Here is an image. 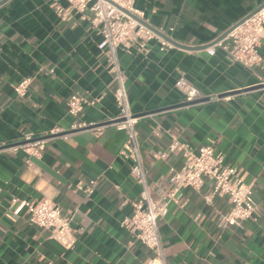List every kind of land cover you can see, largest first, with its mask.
Here are the masks:
<instances>
[{
	"label": "crops",
	"instance_id": "0c3cea01",
	"mask_svg": "<svg viewBox=\"0 0 264 264\" xmlns=\"http://www.w3.org/2000/svg\"><path fill=\"white\" fill-rule=\"evenodd\" d=\"M263 4L135 0L141 19L160 37L147 49L135 45L119 53L149 183L183 165L180 153L162 156L174 140L193 148L212 144L253 184L258 204L252 219L222 228L227 198L208 202L209 181L200 191L184 189L159 222L167 264H264V43L262 63L253 69L232 62L218 46L215 55L207 51ZM90 15L73 10L63 19L54 0L0 5V264H146L151 255L122 226L141 192L131 161L120 154L125 132L110 123L101 134L73 129L118 115L116 85ZM26 77L32 83L21 97L14 86ZM73 94L99 100L75 117L68 111ZM27 134L47 139L39 156L7 149ZM92 179L98 180L92 194L78 188ZM14 198L60 206L72 218L75 245L33 225L29 209L17 210Z\"/></svg>",
	"mask_w": 264,
	"mask_h": 264
},
{
	"label": "built area",
	"instance_id": "2783aa9c",
	"mask_svg": "<svg viewBox=\"0 0 264 264\" xmlns=\"http://www.w3.org/2000/svg\"><path fill=\"white\" fill-rule=\"evenodd\" d=\"M62 5L54 0V7L59 16L68 19L73 10L84 12L89 10L90 22L101 35L98 48L106 58L108 71L116 85L115 101L118 115L103 125L96 123H75L74 130L93 129L97 134L103 132L107 124L124 131L126 140L120 154L131 161V171L141 186V192L134 202L132 214L125 217L122 226L128 229L150 251L151 255L146 264H167L165 249L161 238L159 222L167 216L172 203H180L183 190L191 188L200 191L209 181L212 189L206 196L208 202L214 197H226L231 205L230 210L221 215L218 225L222 228L241 226L255 215L258 204L254 197V186L246 182L237 168L225 163V154L218 152L212 144L193 148L187 143L174 140L162 155L167 158L171 153H180L183 156V165L180 168L170 167L169 172L151 185L141 152L138 122L130 105L129 92L126 86L127 76L120 63L121 51L129 52L133 46L147 49L148 43L158 34L135 18H142V14L135 6V0H65ZM264 43V8L255 12L251 17L235 26L216 46L207 48L210 55H215L217 46L221 48L232 62H237L246 68L253 69L262 63L260 47ZM164 46H168L166 42ZM164 49V47H162ZM32 78H23L14 86L18 96L28 95ZM264 92V88H263ZM190 99H196L193 92H189ZM99 99L88 100L86 97L73 94L68 101V111L78 117L85 109V105H95ZM47 139L35 138L27 134L22 142L10 146L9 150L16 152L23 150L26 153L39 156L45 148ZM3 148L0 146V149ZM98 180L92 179L88 184H79L78 188L88 195L95 190ZM17 210L28 208L29 221L38 227L53 230V237L67 247L76 243V237L71 225L72 218L65 216L60 206L51 200L34 202L24 200L19 202Z\"/></svg>",
	"mask_w": 264,
	"mask_h": 264
},
{
	"label": "water",
	"instance_id": "95a60500",
	"mask_svg": "<svg viewBox=\"0 0 264 264\" xmlns=\"http://www.w3.org/2000/svg\"><path fill=\"white\" fill-rule=\"evenodd\" d=\"M6 1H8V0H2V1L0 2V5H2V4L5 3ZM262 8H264V4H263L262 6H260L259 8H257L256 10H254L253 12H251L248 16H246L245 18H243L240 22H238L237 24H235L234 26H232L229 30H227V31L225 32V34L222 36V38L226 37V35L231 31V29H233L235 26H237V25H239L240 23H242L245 19L251 17L255 12H257L258 10H260V9H262ZM135 18L138 19L139 21H141L142 23L145 24V22H144L141 18H138L137 16H135ZM145 25H146V24H145ZM154 31H156V30H154ZM156 32H157V31H156ZM157 33H159V32H157Z\"/></svg>",
	"mask_w": 264,
	"mask_h": 264
}]
</instances>
